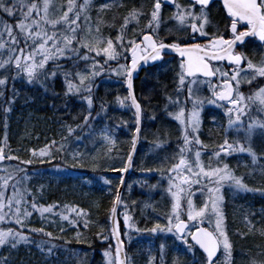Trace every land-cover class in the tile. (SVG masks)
<instances>
[{
    "label": "snow or ice",
    "instance_id": "1",
    "mask_svg": "<svg viewBox=\"0 0 264 264\" xmlns=\"http://www.w3.org/2000/svg\"><path fill=\"white\" fill-rule=\"evenodd\" d=\"M224 7L227 10L228 15L232 18L231 31L233 33V39L225 40L223 37H213L208 45H201L200 43H192L190 45L182 47L179 43L166 44L163 41H157L153 33H156L160 26L162 0H154L150 12V19L146 25L149 30L145 32L144 29L140 30L139 35L136 34V30L133 29L132 39H125L123 33L127 29L128 25L133 21H137L140 15L144 13L137 9H132L129 14L124 18L123 24L120 26V34L117 35L115 41L111 38L107 39L106 44L100 37H94L93 41H88L86 38L77 36V32L80 29L78 21L81 13L89 7L91 0H83V3L77 6L76 0H67V9L62 12V15L56 18H50L49 8L51 0H43V7L33 2L31 4L26 3V0H12L11 6H9L5 0H0V11L6 13L9 17L14 16V10H20V19L13 26L8 23L0 24V69H4L8 65H14L16 69V75L13 76V80L16 76L21 74L26 77L28 83L40 82L44 85L45 81L54 80L57 75H62L64 78V85L66 88L65 95H77L86 93L82 96L84 102L87 103L89 112L84 116L83 126H88L91 117V109L93 107V88L94 81L97 76L103 73L104 66L109 61L117 60L122 54L127 59V54H131L130 65H120L117 69H112V74L125 77V82L128 88L127 97H117L116 100L121 106H125L126 101L131 102V106L136 110V133L133 136L132 145L135 148L137 134L140 131V113L141 106L137 102L132 88L133 72L137 70V66L140 60L147 61L149 59L155 61L161 58V53L165 48L171 49L176 52L181 58L179 64L180 71L178 75V88L177 91H182L187 86L188 100H191V110H186L182 106L179 100H172L169 97V102L177 105L178 110L175 112H169L168 115L177 121L183 131V143L184 146L180 149L179 162L172 165L168 170L170 173H175V176H169V188L168 191L172 195L171 214L167 217L168 225L167 231L172 232L175 229L177 239L183 240L187 245L188 251L193 252L194 246L189 245L186 237L191 235L195 245H199L200 249L206 254V264H216L214 257L220 247H223L225 253V264L231 257V244L229 238L224 230L223 222L224 217L220 209V203L223 200L221 189L227 185L236 193L259 191V189H253L248 187L241 177H237L233 174L227 164L223 167H212L210 164L207 168L201 162L200 151L195 152V160L192 161L185 157L184 153L191 151V144L194 142L197 145L201 144L200 139L197 137H190L189 130L192 133L198 132L201 124L200 109L203 106L204 101L199 97H195L194 85L207 83L215 100L209 99V104H214L216 101L225 102L224 104H217V107L229 106L225 111V115L228 117V128H233L234 125H241L242 121L240 117L245 114V110L251 105L256 104L259 106V110L264 111V87L259 88L252 95L245 97L238 91L241 73H245L243 79L248 83H251L257 76L264 77V62L259 65L253 64L252 61L247 62V68L240 67L244 57L240 54H236L233 51V46L237 41L243 43L244 38L247 36L257 37L258 40L264 44V0H223ZM167 3H174V0H167ZM210 4V0H192V7L195 5L200 6L199 13L195 11L183 8L182 5L176 3L175 7L177 11L173 14L172 19L178 21L182 27H188L193 34L199 33L201 37L208 35L205 31V27L210 23L206 9ZM77 7L79 10L77 11ZM108 4L102 5V9L108 8ZM27 8V11L23 9ZM43 12V15H41ZM33 13L36 17H33ZM71 14V15H70ZM89 17L85 16V22L89 21ZM237 22H244L247 24V31L239 32L237 34ZM51 29V30H49ZM18 30V34H17ZM99 31V25L97 26V32ZM90 32V28H89ZM5 36L7 37L5 39ZM195 39V36L192 37ZM21 40L23 41V47H20ZM119 45V50L115 45ZM143 45V48H141ZM85 49L84 54H81L80 49ZM7 50L8 56L4 58L3 53ZM150 50V51H149ZM94 53L95 57L103 56V64L96 60L91 54ZM72 61V67L77 70L75 73L71 68H66L63 64L58 63L60 60ZM227 60L229 65H235L231 74L224 72L221 68H213L208 61L210 60ZM80 61L85 62V66L88 69L86 72L79 69L78 65ZM91 61L89 64L88 62ZM52 62L54 67L48 69L46 66ZM251 71L252 76H248L247 72ZM219 76L220 83L213 84L211 77ZM209 78L207 80H199L198 77ZM191 78V79H188ZM78 81V82H77ZM235 81V85H233ZM7 77L0 78V97L3 96L2 89L6 86ZM103 104L101 108L103 110ZM10 109H5V112ZM236 113V119L232 118V113ZM79 127V126H78ZM256 128L264 129V122L262 123H249L246 134L250 138ZM240 130L239 127L236 128ZM74 130L69 127V134ZM102 138L108 144H112L113 141L110 138L107 130H103ZM55 143V142H53ZM7 146V137L2 143H0V161L7 158L8 160H18L19 157L9 154L7 157L4 155L5 147ZM203 146V145H201ZM50 146L41 148L38 151L36 149H29L32 157L50 158L51 152ZM160 147V144H157ZM220 150L226 154H232L233 152L244 153L247 152L252 157V162H257V156L251 147H245L243 144L237 142L236 144H229L225 139L224 144L220 146ZM217 157L220 156V152H216ZM132 154H129L128 163L124 165L123 169H116L119 171H125L131 166ZM50 162V159H41V163ZM21 164H31L32 159L20 160ZM6 171V170H4ZM17 172L24 171L23 169H16ZM190 173L191 176L186 175ZM195 177V179H192ZM15 178V173H11L8 176H0V189L8 187V182ZM180 180V183H176V179ZM202 187L207 188V197L202 206H195L191 199V193L187 199V219L188 221H196L202 223L204 219H209L211 222V216H215V229L209 231L204 228L197 227L195 232L189 229L188 223L182 219V213L184 211L181 204L180 194L186 190L190 192V185L193 183H201ZM108 183L107 180L104 181ZM19 181H17V184ZM182 185L189 186L188 189ZM16 189V185H12ZM175 189V191H173ZM4 191L0 190V222H14L19 226V230H13L12 228L0 229V246L11 244V247L15 248L21 243H28L29 237L23 234V228L25 220L32 215V212L25 206L21 210L22 204L26 205L24 196L20 194L19 190H15L11 197L7 198V205L5 204ZM120 203V197L117 196L113 202L114 206L111 209L112 216L110 219H114L116 214V205ZM15 205V207H13ZM7 206L8 211L4 209ZM32 209L39 212L41 217H44L45 213H52L54 206L41 207L37 206L34 202L31 205ZM210 209V210H209ZM77 215L83 214V210L72 209ZM60 219L68 221L69 224H74V221L69 219L68 215L60 213ZM86 215V214H84ZM124 222L126 227L129 225V217L124 216ZM87 226V221H85ZM30 232L42 233L44 236L52 238V233L45 231L43 227L29 228ZM63 231V228H61ZM149 231L156 233L157 231H165V229L159 224ZM79 235V233H77ZM112 237L116 239V254L114 259L111 257L109 251H105L104 256L108 258L107 264H125V259L121 257L122 242L119 239L118 227L114 224L112 227ZM107 239V237H105ZM46 241H40L37 243V247L44 251V245ZM55 246L52 245L48 248L49 254H52V249ZM163 247V246H162ZM178 264V262H174ZM253 264H256L253 261Z\"/></svg>",
    "mask_w": 264,
    "mask_h": 264
},
{
    "label": "trees",
    "instance_id": "2",
    "mask_svg": "<svg viewBox=\"0 0 264 264\" xmlns=\"http://www.w3.org/2000/svg\"><path fill=\"white\" fill-rule=\"evenodd\" d=\"M5 2L11 6L12 0H5ZM17 10H14L13 17H9L6 13L0 11V24L6 22L14 26L20 19V16L15 14ZM23 46V41L21 40L20 47ZM80 51H85V49L81 48ZM58 63L70 68L73 62L62 59ZM83 66H85V62L80 61L79 69ZM6 67L9 69L6 70L5 74L3 73L4 71L1 72L3 69H0V78L7 77L6 86L2 89L3 96L0 97V143L4 141L5 136L7 137L4 155L5 157L9 154L18 156L19 159L14 161L19 164H21L20 160L32 159L33 163L22 164L27 169L23 170L28 172H33V170L48 171L53 167L62 168L63 173L59 182L58 179L55 180V183L53 181L48 182L42 199L32 197V191L28 187L24 192L27 194L26 199L30 203L34 202L41 207L54 206V213H57V215L63 213L74 221V224L69 225V231L66 232L45 230L52 233L51 239L42 233L30 232L29 228H37V226L28 223L23 228V234L29 237L30 242L25 253L21 254V256L28 260L27 256L32 252L30 250L31 247L36 246L40 241H46L44 251H41L38 247L37 249L40 250L41 256L39 258L47 259L48 262L102 264L104 252L109 251L111 255L113 252L108 218L119 180V170L116 169H121L122 167L124 158L129 150L133 130V118L131 115L124 114L119 110L120 108L112 107L110 104V100L112 101L114 96L120 97L125 94L121 79L119 78L117 81L112 74L105 73L95 78V86L92 93L93 113L88 123L90 127L88 128L87 126L88 129L85 130L86 126H83L84 111L82 109L81 114V110H79V106H76L78 104L75 105L72 95H65L66 88L62 75L58 74L54 80H50L46 84L44 92H42L41 89L33 85H27V83L16 79L13 80L12 68ZM47 67L53 68L54 64L49 62ZM104 67L112 71L114 66L108 64ZM71 70L75 73L77 69L72 68ZM109 75L112 77L105 81ZM78 99L80 100L79 97ZM101 104H103L104 110H109L108 115L104 114ZM6 108L10 110L5 112ZM21 108L29 109L34 114L41 116V119L46 123L47 133H49L48 138L36 148L39 150L50 146V158H34L29 150L18 151V146L12 139V133L18 132L13 119L16 112ZM155 109L152 128L165 132L169 130L168 127L170 128L171 125L172 131L176 130L170 122L158 114V105ZM102 112L104 115H102ZM147 123L146 112L143 110L142 141L137 150L133 170L126 181L121 198L120 213H118L119 227L126 245L127 258L131 259L134 264H145L146 261L145 249L147 247H144L139 241H144L145 234L150 235L151 232L149 230L155 224L159 223L165 227L168 223L169 201L164 196L157 200L158 196L157 194L154 195L153 192L154 189H159L157 180L174 164L171 163L174 157L170 155L168 149L172 147L171 141L178 135V133H174L175 138L172 139L164 132L144 133L145 128H148ZM104 124L107 125L109 136L114 139V142L109 145L108 143L106 144V141H103L101 133H99ZM69 127L74 130L71 134H69ZM83 130L84 133H76ZM202 138L204 139L203 136ZM144 139H146V142ZM162 140H169V142H161ZM218 141L219 139H216V144ZM157 144H160V147H157ZM144 146L145 152L152 150L148 158H146L147 155H142ZM41 159H50V162L41 163ZM139 160L142 163L140 166L138 165ZM4 161L9 160L5 158ZM24 171L17 172L16 176H21ZM37 176L31 179L29 186L36 182V179L39 178V175ZM105 180L108 183H105ZM65 186H73L80 193H87V195L90 193L92 199H97L96 211L91 213V211L86 209V206L78 204L77 206L73 201L71 191L62 190ZM154 203L156 205L163 203L164 205L161 208L155 206ZM73 208L83 210V214L77 215L76 212L72 211ZM262 208L264 209V202ZM33 212L37 213V211ZM125 215L129 217V225L131 227L125 226L123 217ZM121 217L123 218L121 219ZM85 221H87V226H85ZM72 226H75L73 228L75 230L70 228ZM260 227L262 232L257 227L260 236L254 243L257 250L262 247L259 246V243L264 242V226L262 227L261 224ZM0 228L19 230V227L10 224H1ZM127 234H130L132 238L126 240L125 235ZM171 243L172 245L175 244L172 241ZM52 245L55 247L52 249V254H49L48 248ZM24 248L25 245L23 243L19 244L18 249L23 250ZM197 259L202 261L200 255L197 256Z\"/></svg>",
    "mask_w": 264,
    "mask_h": 264
},
{
    "label": "rangeland",
    "instance_id": "3",
    "mask_svg": "<svg viewBox=\"0 0 264 264\" xmlns=\"http://www.w3.org/2000/svg\"><path fill=\"white\" fill-rule=\"evenodd\" d=\"M33 2L37 3L40 6V8L43 7V0H26V3L28 4H31ZM76 2H77V6H79L80 4L83 3V0H76ZM147 2H148L147 8L151 9L152 5L150 4V0H147ZM145 3L146 2L144 0H91L89 7L85 10V12L81 13L80 19L78 21V24L80 25V29L77 32V36L81 38H86L90 42L93 41L94 37L98 36L105 42V44L107 39L109 38L115 41V38L120 33L119 29L120 26L123 24L122 20L120 19L123 17L125 11L127 9L132 10L134 9L133 7H135V9L137 10H139V8L141 7L142 9H144ZM104 4H108L109 7L102 9V5ZM66 9H67V0H51L50 8H49L50 18L59 17L60 15H62V12L65 11ZM23 10L27 11V8H24ZM78 10L79 8L77 7V11ZM174 10H177L176 7L172 9V11ZM15 14L20 16V10L18 9ZM41 15H43V12H41ZM85 16H88L90 18L88 22H85L84 20ZM33 17L38 18L36 17L35 13H33ZM98 25H99V31L97 32ZM135 26L136 25L134 26L128 25L129 34H133L132 30L135 29ZM89 28H90V32H89ZM6 38L7 37L5 36V39ZM115 46L119 50V45L117 44ZM80 52L81 54H84L85 51H80ZM251 52L253 55L251 54L247 58L244 67L245 69L247 68V62L249 60L256 65H259L260 63L264 62V50L257 52L256 48H251ZM91 55L95 57L94 53H92ZM3 56L4 58H7L8 56L7 50L4 51ZM122 58H123V54L117 60L109 61L108 64H112L114 66L112 67V69H117L119 68L120 65H123ZM95 59L99 60L101 63H103L104 61L103 56L95 57ZM88 63L90 64L91 61H89ZM8 66L12 68L13 76H15L16 69L14 68V65H8ZM47 68L51 69L49 67ZM70 68L72 69L73 67L71 66ZM8 69L9 68L5 67L1 72L4 71L3 73L5 74L6 70ZM81 69L84 70L85 72L88 70L86 66H83ZM104 73L112 74V71H109L108 68L104 67L102 74ZM159 75L160 73H156L154 75L153 80L156 82L157 81L164 82L163 74H161V76L158 78L157 76ZM244 75L245 73L242 72L241 73V81L243 82L242 84L249 86L248 89L246 90V94L243 93L245 97L252 95L259 88L264 87V77L257 76L255 79L251 81V83H248L246 80L243 79ZM247 75L252 76L253 73L249 70L247 72ZM112 76L116 77L117 81L120 78V76L115 74H112ZM112 76L109 75L108 77H106L105 81L107 79L109 80ZM123 77L124 76L121 75V78ZM16 80L23 81L27 83V85H33L36 88L41 89L42 92H44V88L46 87V84L50 82V80L45 81L43 86L41 85L40 82H33L30 84L27 82L26 77L23 76L22 74L20 76H16ZM194 89L196 90L195 92H197L198 85H196ZM140 93L145 102L149 101L148 103H152V105H154L155 103L156 104L159 103L158 106H159L160 115L168 122H170V124H172L174 128H176L175 131L178 133V135H177V139H175V141L173 142V144L176 142V148L174 149L169 148L168 150L170 152V155L174 157L171 163L172 164L178 163L180 156V149L181 147L184 146L183 131L179 123L176 121L178 123L176 124L175 120L168 115L169 112H175L178 110L176 104L169 102V97H171L172 100L178 99L181 104L182 102L181 99L183 100L182 96L184 95L183 90L177 91V89H174V87H171L170 89V87L168 86L166 87V85L164 84L162 87L159 86V89L152 87L151 88L145 87L140 91ZM199 93L195 95V97H198ZM83 95H86V93L81 94L80 96L77 95L76 96L83 101L82 99ZM72 96L75 105L78 104L76 106H79L78 108L79 110H81L80 111L81 114L83 109L84 116L87 115L89 112L87 103L83 101V103L86 105L85 107L75 100L74 98L75 95ZM120 97L124 98L125 95ZM116 98L117 97L114 96L112 101L108 99L110 100V104L112 105V107L127 108L126 102H125V106H121L117 102ZM184 99L185 101H188V99L186 100V97H184ZM253 110H254L253 113L247 112L246 114L240 117V120L242 121V126L234 125L233 128H228V117L225 115V118L221 117V120H223V122L219 125V129L223 131L222 133H189L190 137L198 136V138L201 141V144L197 145L193 142L190 146L191 151L184 153L186 158L194 161L195 152L198 150L201 153V162L205 166V168H207L209 164L212 167H217V166L223 167L224 164H227L229 170H231L233 174L236 175L237 177H241L243 182L248 187L253 189H259V191L241 192V193L234 192L227 185H225L221 189L223 200L220 203V209L224 217L223 227L231 244V257L228 260L227 264H253V261H255L256 264H264V242L259 243V246L262 247L261 249L258 250L255 249V244H254L255 241H257L260 236L257 227H259L260 231L262 232V228L260 226L261 224L262 227L264 226V215H263L264 209L262 208L264 202V133H263L264 130L262 131L261 129L256 128L250 138L246 134V130L249 123L255 122L259 124L263 121L264 111L259 110V106H256V104H254ZM92 111H93V107L91 109V117L93 113ZM165 113H166V117H165ZM102 115H104L103 112ZM232 118L236 119L235 112L232 113ZM245 118H247L248 120L244 121ZM146 121L147 122L149 121L148 118H146ZM13 123L18 128V132L12 133V139L13 141L16 142L19 152L21 150L26 151L33 148H35L38 151L37 148L39 147V145L45 142L48 138L49 133H47L46 123L41 119V116L34 114L29 109L26 108L19 109L16 112V115L13 119ZM89 127L90 125L88 126V128ZM237 127L240 128L239 131L236 130ZM88 128L86 126L85 130H87ZM147 129L145 128V133H148L150 131ZM103 130H107L106 124L102 126V130L99 131V133H102ZM176 132L167 133V134L172 139H174L175 138L174 133ZM76 133H84V130ZM202 136L204 137V139L202 138ZM110 138L114 142V139L112 137ZM216 139H219L217 144H216ZM225 139L228 140L229 144H236L237 142H239L243 144L246 148L251 147V149L253 150V152H255L257 156V162L253 164L252 157L247 152L240 153L237 151V152H233L230 155L226 154L225 152H222L220 150V146L224 144ZM144 140L146 142V139ZM167 141L169 140H162L161 142L166 143ZM207 145H210L211 147H208ZM157 149H161V148H157ZM151 152L152 150L150 152L147 151L145 152V146H144L142 155H147L146 158H148V155L151 154ZM216 152H220L219 157L215 155ZM141 164L142 163L139 160L138 165L140 166ZM171 167L172 165L165 171V174H163L160 177V179L157 180L159 189H154L153 192L154 195L157 194L158 196L157 200H160L162 196L168 199L169 215L171 214V205L173 202L172 195L168 191L169 176L170 175L175 176V173H170L168 171ZM16 169L27 170L25 167L22 166V164L16 163L14 160L4 161L0 163V175L8 176L11 173H15V178H14L15 181L14 179L9 180L8 187L5 189H0L4 191L5 194L4 202L6 205H7V198L11 197L15 190H19L20 194L24 196L25 194L24 191L27 190V187L32 191V195H31L32 197L42 199L43 192L47 187V183L50 181H53L55 183V180L57 179L59 182L61 178V174L63 173L62 168L53 167L48 171H41V170L39 171L33 170V172L24 171L21 176L20 175L16 176L17 173ZM185 174L191 176L190 173L185 172ZM37 175H39V178L36 179V182H34L33 185L29 186L31 179L35 178ZM192 179H195V177H192ZM17 181H19L18 184ZM175 182L180 183V180L177 178ZM204 182L205 181H202L199 184L193 183L190 185V192L186 190L185 192L180 194L181 204L184 209L182 213V217L185 218L187 221L188 219H187L186 208H187V199L189 198L190 193H191V199L193 200L195 206L197 207L202 206L203 203L205 202V199L207 197V188L202 187V184ZM12 185H16V189H14ZM182 186L185 187L186 189L189 188V186L187 185H182ZM62 190L67 192L71 191L73 195L72 196L73 201L76 203V205L78 204V205L86 206V209L91 211V213L96 211L98 202L97 199L94 200L91 198L90 193L88 195L87 193L85 194L80 193L79 190H76L75 187L73 186L72 187L65 186L64 188H62ZM173 191H175V189H173ZM26 196L27 194H25L24 199L27 203L26 205L22 204L21 210H23V207L26 206L28 210L32 212V215L25 220L26 226L28 223H31L32 225L35 224L37 228L43 227L45 230L61 231V228H63L62 232L69 231L68 228L70 224L67 221L61 220L60 215L45 213L44 217L42 218L39 212L37 213L33 212L35 210L32 209L31 207L32 203H30L26 199ZM154 205L162 208V205L164 204L159 203V205H156L154 203ZM13 207H15V205H13ZM4 211L5 212L8 211L7 206L5 207ZM123 217H121V219ZM188 223H189V229L191 231L195 230L199 226L206 227L211 231H214L215 216L214 215L211 216V222H209V219H204L202 223L196 221H188ZM1 224H5V225L10 224L17 226L14 222L11 221L0 222V226ZM74 227L75 226H72L70 228L73 229ZM164 229L165 231H157L156 233L150 231L151 232L150 235L147 234L144 235L145 239L143 242L139 241L140 244H142L144 247H147L145 249V257H146L145 264H157V262L155 263L153 262L152 260L153 258H155V261H160V262L164 261L166 259L165 254L169 257V260L166 264H174V262H178V264H191V262L197 263L199 261L197 260V256L200 255L201 253L199 254L195 248H194V254L193 252H189L187 245L184 243L183 240L177 239V236L173 233V231L168 232L167 226ZM130 238H132L130 234L125 235L126 240ZM172 238L175 239L174 245L177 248L179 247L178 249H175L171 245H168L166 247L165 242L172 240ZM28 243H23L25 245V248L23 250L18 249L19 245L15 248L11 247V244L0 246V264H66L64 262L61 263V261L48 262L47 259L39 258L41 255H40V250L37 249V246L31 247L30 250H32V252L30 255L27 256L28 260H25L23 256H21V254L25 253ZM180 246L182 247V249ZM165 247H166V252H165ZM219 250L220 252L218 258L216 259V264H225L226 257L223 251V247L221 246ZM181 252L185 254L186 259L184 255L181 254ZM107 260L108 258L103 256L102 264H107ZM203 264H206V260H204Z\"/></svg>",
    "mask_w": 264,
    "mask_h": 264
},
{
    "label": "flooded vegetation",
    "instance_id": "4",
    "mask_svg": "<svg viewBox=\"0 0 264 264\" xmlns=\"http://www.w3.org/2000/svg\"><path fill=\"white\" fill-rule=\"evenodd\" d=\"M145 3V8L142 9L139 8L140 11H142L144 14L140 15L138 17V23L137 21H133L132 23L129 24L135 26L136 34L139 35L140 30L144 29L145 32H148L149 30L146 28V25L148 23V20L150 19V12L151 9L147 8L148 2L147 0H144ZM154 0H150V4L152 5ZM178 3L183 6V8L195 11L196 13H199L200 6L195 5V7H192V1L189 0H174V3H167L165 0H162V9H161V20L162 22L160 23L159 28L157 29L156 33H153L154 37L156 40L163 41L166 44L170 43H179L182 47L190 45L192 43H200L201 45H208L210 40L213 37H223L225 40H231L233 39V33L231 31V24H232V18L228 15L227 10L224 7V3L219 1V0H212L208 6V8L205 10L208 16V19L210 21L209 24L206 25L205 31L207 32L208 35L201 37L199 33L193 34L191 32V29L188 27H182L178 21L175 19H172L173 14L177 11L174 10L172 11L173 8H175V4ZM135 8V7H133ZM138 8V7H137ZM152 8V6H151ZM131 9H127L123 15V17L120 19L122 22L124 21V18L129 14ZM129 29L124 31L123 35L125 39H132L133 34L128 33ZM247 31V24L244 22H237V34L239 32ZM120 34V33H119ZM195 36V39L193 40L192 37ZM257 37L254 36H249L244 38V42L238 45H236L233 48V51L236 54H240L244 57L242 60V65L240 67L244 68L246 64V60L249 57V55L252 54L251 48H256L257 50H264V45H262L258 40ZM141 48H143V45H141ZM150 51V50H149ZM253 55V54H252ZM181 58L178 55L175 54H166V53H161V58L157 61H153L149 59L147 63H144V66L136 72L134 79L132 81L133 84V90L136 96L137 101L140 103L142 111L144 110L146 112V118H148V129L150 130L148 133H163L164 131H159L155 128H152V120L154 113L156 112V105H152V103H148L149 101H144L140 91L144 89L145 87H152L159 89V86H163L164 84L166 87H174V89H177L179 84H178V75L177 73L180 71L179 64L181 62ZM208 63L213 67H219L221 68L222 71L228 72L231 74L233 69L236 67L235 65H229L227 60H210ZM122 64H130V53L127 54V59H125V56L123 55L122 58ZM156 73H160L158 78L163 74L164 77V82L163 81H154V75ZM191 79V78H188ZM199 80H207L209 78L206 77H198ZM211 82L213 84H219L220 83V77L214 76L211 77ZM233 85H235V81L232 82ZM243 82L240 79V84H239V89L238 91L240 93H245L246 90L248 89L249 86H246L245 84H242ZM121 84L122 87L124 88L125 86V77L121 78ZM159 85V86H158ZM198 85L197 92H195V95H197L199 92V98L204 101L202 108L200 109V128L198 132L196 133H222L223 131L219 129V125L223 122L221 120V117L225 118V111L227 107L229 106H222V107H217V104H224L225 102L221 101H216L214 104H209L207 101L209 99L215 100V97L212 95L211 90L209 89V85L207 83L204 84H196ZM194 85L193 87H195ZM183 93L184 95L183 100L181 99V105H184L186 107V110H191L192 107V102L191 100L185 101L184 97H188V91H187V86L183 88ZM154 101V99H153ZM152 101V102H153ZM127 108L123 107L120 108L119 110L122 111L126 115H131L132 118L133 112L128 104L126 102ZM253 105H251L249 108L245 110V114L248 112L253 113ZM258 106V105H256ZM86 107V106H85ZM159 107V106H158ZM172 110V109H171ZM109 110L105 109L104 114L108 115ZM160 114V112L158 113ZM166 117V113H165ZM235 120V119H234ZM248 120L247 118L244 119V121ZM217 121V123H216ZM243 121V122H244ZM250 122V121H248ZM247 122V123H248ZM264 122V119L263 121ZM261 122V123H262ZM176 124H178L175 121ZM219 123V124H218ZM169 130L165 131L164 133H173L175 130L172 131L171 125L170 128L168 127ZM260 129V128H259ZM262 131L264 129H261ZM177 133V132H176ZM189 133H192L191 130H189ZM264 133V131H263ZM158 263V261H157Z\"/></svg>",
    "mask_w": 264,
    "mask_h": 264
},
{
    "label": "water",
    "instance_id": "5",
    "mask_svg": "<svg viewBox=\"0 0 264 264\" xmlns=\"http://www.w3.org/2000/svg\"><path fill=\"white\" fill-rule=\"evenodd\" d=\"M191 1H192V0H191ZM210 1H212V0H210ZM222 2H223V0H222ZM223 3H224V2H223ZM237 42H238V41H237ZM237 42H236V44H237ZM236 44H235V45H236ZM235 45H234V46H235ZM234 46H233V47H234ZM162 52L167 53V54H176V55H178L176 52H173L171 49H168V48H165ZM178 56H179V55H178ZM179 57H180V56H179ZM180 58H181V57H180ZM158 60H159V59H158ZM144 63H145V61H143V60H140V61H139L138 66H137V70H136L135 72H133V79H134L135 73H136L137 71H139V70L144 66ZM241 64H242V62H241ZM132 81H133V80H132ZM125 87H126L127 95H128V88H127V85H125ZM132 91H133V89H132ZM133 94H134V91H133ZM134 96H135V94H134ZM128 102H129V104L131 105V102H130V101H128ZM131 108H132V110H133V112H134V115H135V129H134V134H135V133H136V128H137V124H136V110H135V108H133L132 106H131ZM139 127H140V129H141V113H140V125H139ZM134 134H133V136H134ZM139 136H140V131H139V133L137 134V140H136L135 148H133V145H131V148H130V150H129V152H128V155H127V158H126V160H125L124 165L127 164V163L129 162V161H128V157H129V154L131 153V154H132L131 166L128 167L127 170H125V171H121V178H120V180H119V184H118V187H117V191H116V195H115L114 201L116 200V198H117L118 195H119V197H120V199H121V195H122V192H123V188H124V185H125L126 179H127L128 175L131 173V170H132V162H133V158H134V156H135L136 149H137V146H138ZM132 140H133V139H132ZM123 168H124V167H123ZM119 204H120V203H119ZM119 204L116 205V209H117V210H118ZM113 206H114V204L112 205L111 209L113 208ZM111 216H112V212H111V210H110L109 225H110V230H111V239H112V243H113V245H114V250H115V251H114V257H115L117 244H116V239L112 237V227H113L114 224L118 227V223H117V211H116V214H115L114 219H110ZM174 231H175V229H174ZM118 232H119V228H118ZM119 239H120V241H121L120 234H119ZM121 242H122V241H121ZM193 242H194V241H193ZM194 243H195V242H194ZM197 246L199 247V245H197ZM199 248H200V247H199ZM201 250H202V249H201ZM202 252H203V250H202ZM203 253H204V252H203ZM217 253H218V251H217ZM217 253H216L215 257L217 256ZM204 254H205V253H204ZM205 256H206V254H205ZM121 257L125 259V264H126L125 251H124V246H123V244H122ZM215 257H214V258H215Z\"/></svg>",
    "mask_w": 264,
    "mask_h": 264
}]
</instances>
